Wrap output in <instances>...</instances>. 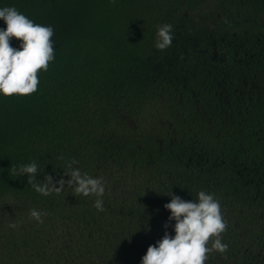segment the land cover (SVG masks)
<instances>
[{
	"label": "trees",
	"instance_id": "1",
	"mask_svg": "<svg viewBox=\"0 0 264 264\" xmlns=\"http://www.w3.org/2000/svg\"><path fill=\"white\" fill-rule=\"evenodd\" d=\"M3 6L51 25L55 58L36 91L0 95V264H137L165 192L264 201V0ZM32 161L35 184L66 181L69 165L102 178L103 210L67 183L38 192L13 171Z\"/></svg>",
	"mask_w": 264,
	"mask_h": 264
},
{
	"label": "clouds",
	"instance_id": "2",
	"mask_svg": "<svg viewBox=\"0 0 264 264\" xmlns=\"http://www.w3.org/2000/svg\"><path fill=\"white\" fill-rule=\"evenodd\" d=\"M0 20L6 26H0V95L10 96L13 93L29 94L37 89V70H47L48 62L54 60V48L51 37L53 27L34 23L23 12L14 6L0 7ZM173 25L164 23L158 26L154 46L163 50L173 41ZM18 38L17 44L10 43L11 38ZM75 163V162H73ZM39 165L35 162L20 164L13 171L26 175L28 183L40 193L60 191L63 184L74 187L76 194L95 195L94 206L103 210L102 196L105 185L102 178L81 172L79 168L65 169L68 179L61 178L53 182L51 175H46V184H35ZM167 193L171 199L165 202L164 208L170 210L163 236L154 244L147 246L139 264H204L207 253L213 249L224 252L228 245L223 243L219 234L226 228L221 212L220 201L211 192L200 190L195 199L185 200L172 192ZM31 215L37 219L41 213L35 209ZM174 234L167 231L169 222ZM12 228L15 223H10ZM210 236H215L211 247L206 246Z\"/></svg>",
	"mask_w": 264,
	"mask_h": 264
},
{
	"label": "flooded vegetation",
	"instance_id": "3",
	"mask_svg": "<svg viewBox=\"0 0 264 264\" xmlns=\"http://www.w3.org/2000/svg\"><path fill=\"white\" fill-rule=\"evenodd\" d=\"M244 194L248 196L245 206H235L234 201L237 199H229L228 203L222 199L219 200L221 205L230 203V205L221 206L226 228L219 234L221 241L228 247L224 252L213 249L207 253L204 264H264V201L257 198L259 193ZM166 210L168 209L155 210V218L161 222L157 224L165 225L169 210L165 214L160 213ZM158 227L159 230H149L151 231L150 244H154L164 234L165 228ZM167 231L174 234L170 226ZM214 239H216L215 236H210L206 246L211 247Z\"/></svg>",
	"mask_w": 264,
	"mask_h": 264
}]
</instances>
